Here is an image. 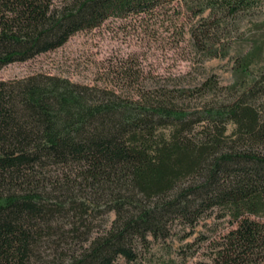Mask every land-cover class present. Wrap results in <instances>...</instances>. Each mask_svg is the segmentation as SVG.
Here are the masks:
<instances>
[{
  "label": "trees",
  "instance_id": "16d2710c",
  "mask_svg": "<svg viewBox=\"0 0 264 264\" xmlns=\"http://www.w3.org/2000/svg\"><path fill=\"white\" fill-rule=\"evenodd\" d=\"M245 2L0 0V68L111 17L183 6L208 12L191 38L221 55L212 27ZM262 49L234 61L231 100L199 110L184 89L127 100L42 72L0 80V264L133 262L175 221L192 227L215 210L232 227L207 264H264V70L249 77Z\"/></svg>",
  "mask_w": 264,
  "mask_h": 264
},
{
  "label": "rangeland",
  "instance_id": "374dc122",
  "mask_svg": "<svg viewBox=\"0 0 264 264\" xmlns=\"http://www.w3.org/2000/svg\"><path fill=\"white\" fill-rule=\"evenodd\" d=\"M245 1L235 15L219 14L221 25L212 27V43L215 47L220 44L221 55L207 56L202 45L191 38V29L210 18L208 12L193 15L183 6L180 12L168 9L153 16L111 17L98 27L76 32L56 49L5 65L0 68V80L42 72L112 91L127 100L155 88L184 89L190 90L182 101L188 110L228 101L234 94L227 89L234 80V61L255 42L263 49L253 61L249 77L264 70V0ZM209 81L217 85L203 88ZM218 215L216 210L208 213L192 227L175 221L168 237L151 238L147 246L139 247L135 261L119 257L116 263L207 264L215 242L232 227L227 217Z\"/></svg>",
  "mask_w": 264,
  "mask_h": 264
}]
</instances>
